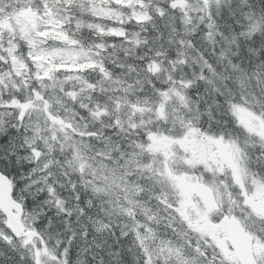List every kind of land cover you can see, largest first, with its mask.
Wrapping results in <instances>:
<instances>
[{
    "label": "trees",
    "instance_id": "trees-1",
    "mask_svg": "<svg viewBox=\"0 0 264 264\" xmlns=\"http://www.w3.org/2000/svg\"><path fill=\"white\" fill-rule=\"evenodd\" d=\"M100 1L70 0L63 7L70 11L67 31L78 42L96 48V64L57 66L54 74L73 93L59 107L62 114L75 113L84 125L73 133L87 136L95 149L107 151L109 162L137 171L136 161L145 157L140 149L148 153L141 147L147 142V133L157 130L179 136L185 120L200 130L234 139L244 132L236 106L253 112L264 106V0ZM35 2L0 0V24L5 16L12 17L22 7L32 8ZM98 2L112 14H96L98 7L92 3ZM134 6L144 16L131 14ZM116 25L121 32L106 28ZM10 43L14 55L26 62L32 74L29 44L11 25L0 30V56H8L5 47ZM12 63L11 59L0 60V71L8 68L17 77ZM172 87L183 94V102L170 94ZM12 88V96L23 95L22 84ZM46 92L44 89L42 94ZM28 93L36 97L40 91ZM170 101L174 109L161 114L160 106L166 109ZM145 104L148 107L143 110ZM14 114L8 115L6 128L0 130V169L10 176L23 211L36 216L29 221L39 232L37 237L62 252L66 264H165L160 260L147 263L148 231L155 238L166 235L175 239L181 232L182 237H192L184 219L169 222L161 215L165 207L154 194L160 187L144 174L139 176L143 188L138 195L146 199L143 204L148 210L139 206L142 213L135 212L141 221L137 229L124 227L122 214L113 212L105 194L87 182L90 172L85 168L81 173L73 146L63 144L60 136L48 138L46 150L51 158L41 171L34 170L29 176L33 161L25 154L31 149ZM251 150L263 152L258 147ZM256 164L263 166L264 156ZM19 172L24 174L23 180L16 176ZM30 179H36L34 184ZM151 207H159L161 216L149 211ZM5 228L11 237H0V264H39L19 237ZM184 244V250L193 253L192 245ZM211 262L235 263L215 255Z\"/></svg>",
    "mask_w": 264,
    "mask_h": 264
},
{
    "label": "rangeland",
    "instance_id": "rangeland-1",
    "mask_svg": "<svg viewBox=\"0 0 264 264\" xmlns=\"http://www.w3.org/2000/svg\"><path fill=\"white\" fill-rule=\"evenodd\" d=\"M69 1L36 0L32 8L22 7L16 10L12 17L5 16L3 25L0 24V27L4 28L11 25L17 33L25 35L34 66L33 73L30 74L26 62L20 59V56L14 55L11 43L5 47L8 56H0V60L5 63L11 59L13 73L18 75L13 76L8 68L0 71V130L6 128L10 117L8 115L14 112L24 142L32 150L25 154L29 161H33L27 174L30 176L34 170L41 171L44 168L51 158L46 150L48 138L60 136L66 142L63 144L73 146L75 163L81 173H84L85 168L90 172L87 182L105 194V200L113 212L122 214L124 227L137 229L141 221L134 215L135 212L142 213L138 210L139 206L142 211L148 210L143 204L146 199L138 195L143 188V182L139 180L142 174L150 176L154 180L153 183L160 187L154 194L165 207L164 214L158 212L159 207H151L149 211L154 212L155 216L164 215L169 222L179 223L177 217L185 220L191 238L182 237V232L175 239L165 234V237L155 238L153 233L148 231L145 245L147 263L160 260L165 264H212L215 255L224 261L239 264L227 240L224 224L220 220L223 212L229 214L234 211L248 229L257 232L252 244L253 248L258 250V261L264 264V165L256 164L257 160H262L264 156V106H259L256 112L243 108L242 105L236 106V118L243 126L244 132L234 139L200 130L185 120L186 125L179 136L157 130L147 133V142L141 147L149 154L140 149L141 153H145V157L136 161L134 166L137 171L128 169L127 164L126 167L118 162H109L107 151L101 147L95 149L89 144L87 136L83 138L78 133H73L74 130L80 131V127L82 128L83 123L79 117L75 113L64 117L59 108L73 93L64 88L61 81L63 78L54 74V68L96 64V48L78 42L67 31L65 23L69 19L70 11L68 8L64 11L63 7L69 4ZM100 2L92 3L98 7L95 13L111 15L112 10L103 7ZM143 13L144 11L138 10L136 6L131 12L138 18L144 16ZM99 25L97 24V27L102 28ZM106 28H113L118 32L122 30L119 25ZM21 84L24 86L21 90L23 95L12 96V87L19 88ZM84 84L82 82V87ZM44 89L47 90L46 95L42 94ZM29 90L40 93L32 97L28 93ZM170 94L176 101L183 102V94L177 87H172ZM168 105L166 109L160 106L161 114L165 115L164 113L174 109L173 102L170 101ZM147 107L145 104L142 109ZM92 132L98 133L96 130ZM36 143L42 145L35 146ZM252 147H258L263 152H252ZM175 167L181 168L176 170ZM134 173L136 174L133 175ZM16 176L24 179L21 172ZM42 177H45L44 173ZM196 179L204 180L213 187L215 198L221 203L218 210L209 211L194 193L192 184ZM35 181L36 179H30L29 183L34 184ZM13 194L19 199L20 196L14 190ZM259 198L263 200H258ZM29 211L24 210L22 218L26 226L31 227L30 221L36 216ZM106 213L108 214V207ZM4 221L2 213L0 237L10 238ZM255 223L261 225L260 228L256 227ZM137 234L142 236L140 232ZM18 237L27 246L28 254L33 258L32 241L24 234ZM151 239L154 240L152 243ZM33 240L39 249L40 264H66L63 253L57 252L54 246L45 245L44 242L40 244L37 236ZM184 242L192 245L193 253L189 254L184 250ZM206 260L207 263L204 262Z\"/></svg>",
    "mask_w": 264,
    "mask_h": 264
},
{
    "label": "water",
    "instance_id": "water-1",
    "mask_svg": "<svg viewBox=\"0 0 264 264\" xmlns=\"http://www.w3.org/2000/svg\"><path fill=\"white\" fill-rule=\"evenodd\" d=\"M192 188L194 193L208 208L218 207V202L214 196L212 187L203 180L196 179ZM0 210L2 211L4 223L10 231L18 236L24 234L29 240L34 236H39V232L32 227L26 226L23 218V204L20 199L14 196L12 181L10 176L0 169ZM221 221L226 229L227 240L229 241L233 253L239 264H259L252 247V235L249 230L241 223L240 219L234 214L224 213ZM40 242L43 243L42 237ZM35 260L38 259L39 249L37 244L33 246Z\"/></svg>",
    "mask_w": 264,
    "mask_h": 264
},
{
    "label": "flooded vegetation",
    "instance_id": "flooded-vegetation-1",
    "mask_svg": "<svg viewBox=\"0 0 264 264\" xmlns=\"http://www.w3.org/2000/svg\"><path fill=\"white\" fill-rule=\"evenodd\" d=\"M213 191H214V190H213ZM214 195H215V194H214ZM258 200H261V201H262L263 199L259 198ZM217 201H218V200H217ZM252 204H254V201H252ZM220 206H221V203L219 202V205H218L217 208H208V207H207V208H208L209 211L212 212V211L218 210ZM224 213H226V212H223L222 214H224ZM231 213H234V211L229 212V214H231ZM222 214L220 215V220H221V216H222ZM234 214H235V213H234ZM235 215L238 216L237 214H235ZM240 220H241V218H240ZM241 221H242V220H241ZM253 223H254V222H253ZM255 226L260 228L261 225H258V223H255ZM249 231H250V233H251V235H252V243H253V237L256 236V233H257V232L253 231V230L250 229V228H249ZM33 239H34V237H33ZM33 239H31V241H32L33 246H34V244H36V242H35ZM39 240H40V239H39ZM40 244H42V243L40 242ZM252 246H253V244H252ZM253 251H254V254H255V255L258 254V253H257L258 250H257L256 248H253ZM257 257H258V256H257ZM257 257H256V258H257ZM257 259H258V258H257ZM35 261H36V260H35ZM257 261H258V260H257ZM36 262L39 263L38 261H36ZM259 263H260V262H259ZM39 264H40V263H39Z\"/></svg>",
    "mask_w": 264,
    "mask_h": 264
}]
</instances>
